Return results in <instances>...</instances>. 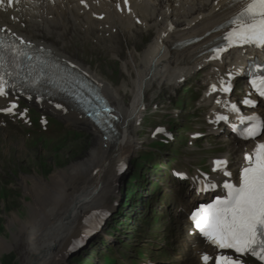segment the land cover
Listing matches in <instances>:
<instances>
[{
  "label": "bare ground",
  "instance_id": "6f19581e",
  "mask_svg": "<svg viewBox=\"0 0 264 264\" xmlns=\"http://www.w3.org/2000/svg\"><path fill=\"white\" fill-rule=\"evenodd\" d=\"M80 2L81 0H55L51 3L45 0H28L18 6L17 11L9 13L15 17L20 15L30 31L39 33L36 36L30 32H27L29 35L25 34L16 24H10L3 15L1 21L8 23L3 25L14 28L30 41L46 46L57 56L67 60L71 58L63 51L66 36L72 40L78 37L82 41H88L85 35H90L93 39L97 38V45L110 41L114 43V48L121 36L138 29L128 17L123 18V15L111 12H108L103 22L98 23L90 12L80 7ZM248 2L249 0L133 2L137 16L141 14L144 18L142 23L148 24L150 18L149 24L155 25L157 33L142 52L144 70H138L139 66L136 64L138 59L132 52L129 56L131 61L127 59L123 63V72L130 75L131 71L130 78L134 75V80L129 87L123 79L116 88L99 74L88 68L84 69L99 83L106 98L116 109L117 118L113 121L116 135L106 139L87 119L79 118L80 113L71 111L68 113L66 117L68 121L79 122L90 128L95 137L86 156L72 163L67 170L57 168L49 179L35 175L30 179L24 177L20 182V186L31 200L28 204L30 212L27 218L25 217V222L16 216H12L8 222L9 227L15 223L19 224L17 238L22 237L26 240V245H23L26 255L24 264L62 263L68 256L72 241L83 233L85 219L90 214L103 208L112 212L118 211L119 207H116L115 203L110 204L114 196L121 194L120 184L123 178L120 177L118 167L126 165L139 149L141 143L137 139V130L143 119L146 95L150 87L154 83L176 87L180 79L189 76L198 66L205 65L211 56L208 51L215 40L227 33V30L220 28L226 26ZM90 4L93 10H97L92 2ZM104 9L105 13L110 11V4H105ZM101 13L104 12H97L98 15ZM85 26H88V29H83ZM170 26L175 28L173 32H168ZM98 27L104 28V31H98ZM114 29L120 32L119 36L112 35ZM107 34L110 36L109 40L105 38ZM194 38L201 40L190 46H174ZM55 39L60 40L63 50L50 44L49 41ZM116 53L121 55L119 51ZM233 64L236 63L233 62L231 66ZM214 66L220 70L224 67L218 64ZM125 92L132 95L131 104L122 99L121 93ZM5 141L0 136V145L5 144ZM10 150L14 151L12 145L9 146ZM21 153L24 157H30L27 153ZM13 157L14 155H11V158Z\"/></svg>",
  "mask_w": 264,
  "mask_h": 264
},
{
  "label": "rangeland",
  "instance_id": "374dc122",
  "mask_svg": "<svg viewBox=\"0 0 264 264\" xmlns=\"http://www.w3.org/2000/svg\"><path fill=\"white\" fill-rule=\"evenodd\" d=\"M112 34L119 36L120 32H113ZM156 34L155 25L150 24L145 30L142 29V31H133L127 34L126 39L121 36L118 39V44L114 46L116 48L113 49L115 53L111 50L114 45L113 42L104 41L97 45V38L93 39L90 35H85L88 41H82L78 37H74V40H72V38L66 36L64 39L66 42L65 50H63L59 39L50 40V44L57 46L73 61L99 74L106 82L116 88L120 86L123 79L126 80L130 87L132 80H134V75L130 78L131 71L130 75L123 72V63L129 59L130 54L133 52V55L135 54L134 57L138 59L136 60L137 67L139 66L138 70L143 71L142 52L155 38ZM108 37L107 35L106 38L108 39ZM58 40L59 42H57ZM116 51H119L121 55L117 54ZM140 62L141 64H138ZM188 79L189 81L185 84L176 87L159 83H154L150 87L146 95L147 108L143 111L144 117L137 130V139L141 144L128 161V171L123 176H120L123 178L120 184L121 194L114 196L110 202V204L115 203L116 205L117 203L120 205L118 211H114L113 215L109 217L101 233L90 240L88 246L83 250L84 254L81 251H78L79 253H69L60 264H104V261L106 264H125V261L120 258L121 254L128 256L127 264H133L130 262L129 257L137 253L139 246L140 248L144 247L146 253H151L152 256L157 257L159 260H167L172 263L180 260L185 262L184 258H186V255L179 249L182 248L181 235H184L182 233V231L184 232L182 225L187 222V219L185 218V220L181 215L175 214L177 206H187L189 204V197L184 196L183 193L185 190L172 191L168 195L170 199L167 202H163L167 218L174 219L173 224L182 219L184 220L180 221L178 229L175 226H170L165 235L158 233L154 237L153 229L148 223L150 218H148L145 209L142 207L143 200L141 197L135 199L132 196L130 201L128 200L130 195L128 184L133 174L138 172L137 164L139 165L140 156L146 152L158 151L157 149H152V147H155V143L149 136L153 127L162 124L166 128L173 130V126L175 127L176 124L180 123L178 127H183L189 125L188 123H192L190 125H194V128L190 132L204 131L206 129L204 120L207 113L197 109L199 104L194 105L192 98H190V95L197 94L200 86L205 83L206 77L200 75L194 79L190 76ZM185 89H187L186 93H184ZM121 96L122 99L126 100L127 104L133 102V97L130 93H121ZM182 101L187 102L188 105L185 110L181 111L178 109V104ZM204 107L203 105L201 108ZM170 115L174 118L178 116V120L174 119L175 121H172ZM178 127H175V133L177 132L180 137L184 135L183 138L187 139V129L183 128L181 131H177ZM75 128L74 131L79 133L78 135H67L63 140L60 139L58 141H25L17 136L3 137L6 141L5 144L0 145V264H24L26 258L25 247L23 246L26 245V240L22 237L17 238L20 226L15 223V225L9 227L10 222H8V220L11 221L12 216H16L19 220L25 222L30 212L28 204L31 200L20 186V182L24 177L25 179H30V177L35 175L49 179L57 168H65L67 170L72 163L86 156L90 149L95 137L93 132L88 127L80 125H75ZM205 132L208 134L206 130ZM181 144H174L172 146L173 151L170 150L171 148H165V152L155 162L163 166L170 165L169 167L172 166L171 168L178 170L189 169L191 172H195L198 166H191V164L206 165L209 163V159L216 155L213 154V151L208 152L204 148L199 153H192L190 150L194 148L183 142ZM10 145L13 146L14 151H9ZM201 146L203 145L198 147ZM176 150H178V154L174 156L173 154ZM21 152L29 154L30 157H24ZM11 155H14V157L11 158ZM147 160L151 163L154 162L152 158L147 157ZM151 165L146 163L148 177H142L143 171L140 176L135 175V180L141 178V180L143 179L141 182H146L147 179L156 181V175L153 174L150 168ZM153 165H155L157 172L160 171L158 164L153 163ZM147 182V185H149L150 181ZM167 183L170 182L163 175L161 184L166 187ZM139 187L140 191L138 192L143 191L141 193L147 197L148 193L144 186L140 184ZM103 209L106 210V208ZM109 237H112L116 242H113ZM162 238L166 241L174 239L175 244L172 246L173 251H170V256L157 254L156 251H160V248H155V252H152L147 247L149 244L158 245V243L163 242ZM176 244L179 245L176 246ZM126 251L130 253H126ZM115 254L119 256H115ZM124 257L126 256L124 255Z\"/></svg>",
  "mask_w": 264,
  "mask_h": 264
},
{
  "label": "snow or ice",
  "instance_id": "6c2138e0",
  "mask_svg": "<svg viewBox=\"0 0 264 264\" xmlns=\"http://www.w3.org/2000/svg\"><path fill=\"white\" fill-rule=\"evenodd\" d=\"M15 2L16 0H0V5L7 3L11 6ZM127 2L128 0H124L125 4ZM231 23L235 27L224 36L227 47L243 44L264 47V0H249ZM0 49H11L17 56L26 55L22 50L4 41H0ZM224 50L225 48L214 49L217 55ZM3 60L4 57L0 54V67H3ZM7 84L5 75L0 74V96L7 95ZM251 84L259 95L264 97V75L254 78ZM223 90L230 91V87ZM244 102L251 103L247 100ZM15 107L13 103L3 111L12 112ZM231 107L233 111L237 110L236 105ZM219 119L226 117L221 116ZM245 119L251 123L240 132L243 138L255 139L264 132V120L255 116ZM245 160L247 166L240 171L238 185L225 181V195L217 197L211 204L199 207L191 214L195 228L210 244L221 250L231 249L235 254L217 255L214 264H244L239 257L249 254L264 264V143H258L253 152L245 156ZM226 163L215 161L216 168H222ZM224 175L230 176L231 173L225 171ZM215 187V184L209 182L202 190ZM210 259L212 258L207 254L202 256L204 264H208Z\"/></svg>",
  "mask_w": 264,
  "mask_h": 264
}]
</instances>
